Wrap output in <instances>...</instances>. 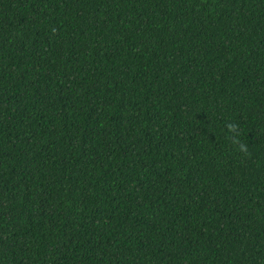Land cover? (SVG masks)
<instances>
[{"label": "trees", "instance_id": "1", "mask_svg": "<svg viewBox=\"0 0 264 264\" xmlns=\"http://www.w3.org/2000/svg\"><path fill=\"white\" fill-rule=\"evenodd\" d=\"M0 264H264V0H0Z\"/></svg>", "mask_w": 264, "mask_h": 264}, {"label": "clouds", "instance_id": "2", "mask_svg": "<svg viewBox=\"0 0 264 264\" xmlns=\"http://www.w3.org/2000/svg\"><path fill=\"white\" fill-rule=\"evenodd\" d=\"M234 127H235L234 125H231V124L229 125V128H234ZM240 147L242 150L247 151V148L245 145H241Z\"/></svg>", "mask_w": 264, "mask_h": 264}]
</instances>
